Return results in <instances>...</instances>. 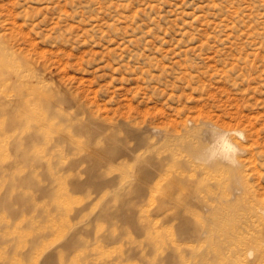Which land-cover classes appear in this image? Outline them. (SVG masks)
<instances>
[{"label":"rangeland","instance_id":"rangeland-1","mask_svg":"<svg viewBox=\"0 0 264 264\" xmlns=\"http://www.w3.org/2000/svg\"><path fill=\"white\" fill-rule=\"evenodd\" d=\"M0 50L73 99L72 119L99 127L88 146L75 139L103 159L71 166L83 152L55 150L38 164V146L28 163L0 153V264H264L234 254L224 235L238 220L237 238L264 250V221L245 215L264 210V0H0ZM213 125L245 131L239 167L186 163L195 129ZM117 149L163 169L142 178L135 158L104 159ZM101 177L112 182L95 190Z\"/></svg>","mask_w":264,"mask_h":264},{"label":"bare ground","instance_id":"bare-ground-1","mask_svg":"<svg viewBox=\"0 0 264 264\" xmlns=\"http://www.w3.org/2000/svg\"><path fill=\"white\" fill-rule=\"evenodd\" d=\"M8 48V47H7ZM13 53V52H12ZM4 53H2V51L0 50V153L4 151V153L6 152L5 150L7 149H12V151H15L18 155V157L14 160V162H23V163H28L31 161H36L37 157L32 156L31 154H28V152L30 151V149H32L35 146H38V164L42 163L43 161V153H49L55 151V150H59V151H63L65 153H71L73 151H78V152H83L81 154H77L76 158L74 156L73 158V163L71 164V166H76L77 164H79L80 162L85 161L89 158V161L91 162L92 165L96 166V167H100L103 164V159L102 157H99V155H97V153H93L92 152L88 155L89 157L84 155V151L85 149V145L80 144L77 142V140L75 139V136L78 135H85L88 137V141L85 143L86 146H88L89 144H91L94 139L99 135V127H96L95 124L92 121L87 120L84 116H81V118L78 119H72L71 114L67 112L68 109L74 107V103H73V99H71L69 96H66L63 94L58 92V88L57 91L53 90L52 92H50L49 90L45 89L44 85H41V83H44V81H47L49 78L45 79L47 77V75L44 78H41V82L39 84V82L37 83H33V79L36 75V70H38V75H40V70L36 69L34 67H31L28 63H26V61L24 60H19L18 57H14L15 59H12L13 56H11L10 58L12 59L11 62L12 63H7L6 59L3 57ZM6 55V54H5ZM10 56V54H9ZM18 58V59H16ZM19 60V61H18ZM9 61V60H8ZM14 67V68H13ZM38 67V66H37ZM42 69V68H41ZM14 70V71H13ZM20 70L22 72H24L22 75L19 73ZM43 72V71H42ZM45 72V70H44ZM47 73V72H46ZM45 73V74H46ZM12 74L13 77L11 78L10 75ZM19 74V75H17ZM43 74V73H42ZM20 76V77H19ZM39 77V76H38ZM38 80V79H35ZM51 80V79H50ZM49 80V81H50ZM53 81V80H51ZM20 82V83H18ZM51 83V82H50ZM16 86L20 87L17 88ZM47 86H50L47 85ZM46 86V87H47ZM12 87H16L14 89V91H16V93H8L10 91V89H12ZM52 87H53V83H52ZM51 87V88H52ZM50 87H48V89H51ZM60 88V87H59ZM56 89V88H55ZM78 109V108H77ZM199 127V126H198ZM197 127V128H198ZM198 133V139L196 142H191V143H187L185 146V148L188 150V152L190 153V159H186V163L195 161L202 153L203 148L211 142V135H210V131L211 129L208 130H201L199 129H195ZM132 132V131H131ZM193 132V133H194ZM128 133V132H127ZM141 134V133H140ZM128 135V134H127ZM193 137V136H192ZM196 137V136H195ZM191 138V137H190ZM188 140V138H186ZM185 140V142H187V140ZM193 141V140H192ZM100 143V142H99ZM98 143V144H99ZM183 144V143H182ZM181 145V144H180ZM182 146V145H181ZM143 147V146H142ZM176 148V147H175ZM36 150V149H35ZM186 150V151H187ZM33 151V150H32ZM184 151V150H183ZM182 151V152H183ZM174 152V151H173ZM1 153V157L2 154ZM36 153V152H35ZM57 153V152H56ZM60 153V152H59ZM116 154H110V156L105 157L104 159H106L109 163H113L114 161H116L117 159H119L120 157L122 158L125 155H129L132 158L133 157L132 153H130V151L126 152V151H120L117 149V151L115 152ZM134 153V152H133ZM165 153V152H164ZM159 154V153H158ZM60 155V154H59ZM87 155V154H86ZM161 155V153H160ZM183 155V154H180ZM7 155L4 156V158ZM0 157V159H1ZM62 157V156H61ZM145 157V156H144ZM177 157V156H176ZM175 157V158H176ZM7 158V157H6ZM60 158V157H59ZM178 158V157H177ZM48 159V157H47ZM136 159V160H135ZM135 162L136 165L138 163L139 168L142 171V178H145L147 180H152L155 177L158 176V171L161 170V168L163 169V164L161 161L157 160V161H153L151 162V164H149L148 161L143 160V159H138L135 158ZM2 160V159H1ZM49 160V159H48ZM3 161V160H2ZM241 161V160H240ZM13 162V160H12ZM13 162V163H14ZM179 162L182 163L183 161L181 159H179ZM184 163V162H183ZM242 163V162H241ZM191 164V163H190ZM220 165H225L222 162H217L214 165H211L209 167H213V166H220ZM243 165H245L243 163ZM201 167V166H200ZM241 167V166H240ZM242 168V167H241ZM167 169V168H166ZM205 168H203L204 170ZM209 172L210 170L207 169ZM235 170V169H234ZM93 171V170H92ZM206 171V170H205ZM237 171V170H235ZM238 172V171H237ZM243 170L240 172L242 173ZM246 172V170H245ZM50 173V172H49ZM130 174H132L130 172ZM214 174H218V173H214ZM239 174V173H238ZM30 175V174H29ZM100 173L99 171L96 172L95 176H99ZM128 175V174H127ZM133 175V174H132ZM132 175H129L132 176ZM172 175V174H171ZM205 175V174H204ZM219 175V174H218ZM231 175V174H230ZM233 175V174H232ZM244 175V174H243ZM246 175V174H245ZM244 175V176H245ZM162 176V175H161ZM164 176L166 177V175L164 174ZM188 176V175H187ZM192 176V174H191ZM202 176V175H201ZM214 176V175H213ZM25 177V176H24ZM22 177L20 179V184L22 183H27V184H35L32 183L33 180L32 177L29 178H24ZM128 177V178H129ZM190 177V175H189ZM203 177V176H202ZM219 177V176H217ZM225 176H223L224 178ZM236 177V176H235ZM127 178V177H126ZM191 178V177H190ZM193 178V176H192ZM204 178V177H203ZM230 178V177H229ZM233 178V177H232ZM100 179H105V180H99L97 183L93 184V187L95 190H100L103 187H106L110 182H112V179H108V178H100ZM125 179V177H124ZM135 179V178H134ZM216 179V178H214ZM218 179V178H217ZM234 179V178H233ZM73 180V179H72ZM164 180L166 181V178H164ZM209 180V178H208ZM246 180H247V176H246ZM126 181V180H125ZM169 181V180H168ZM180 181V180H179ZM217 181V180H216ZM124 182V181H123ZM122 184H125V182ZM170 182V181H169ZM226 182V181H225ZM244 182V181H243ZM248 182V180H247ZM245 181V183H247ZM228 183V182H227ZM244 183V185H245ZM222 185V184H221ZM220 185V186H221ZM224 185V184H223ZM247 185V184H246ZM34 186V185H33ZM77 188H81V184L80 183H76L75 185ZM145 186V185H144ZM226 186V185H225ZM158 187V186H157ZM162 187V186H161ZM160 187V188H161ZM189 187V186H188ZM249 187V185H248ZM232 188V187H230ZM42 190H40V195H45L47 193V190L45 188H41ZM158 189V188H157ZM164 189V188H163ZM253 189V188H252ZM250 189V190H252ZM38 190V189H37ZM156 190V189H153ZM168 190V189H167ZM246 190V189H245ZM254 190V189H253ZM138 194H142L144 192L143 189H141L139 186L137 188ZM184 191H187V189ZM203 191V190H202ZM221 191V190H220ZM162 192V191H161ZM182 192V191H181ZM190 192V190H189ZM208 192V191H207ZM151 193V192H150ZM188 193V192H186ZM185 193V194H186ZM228 193H230L228 191ZM227 193V194H228ZM235 193V192H234ZM166 194V193H165ZM222 194V193H221ZM225 194V193H224ZM224 194H222L224 196ZM231 194V193H230ZM152 195V193H151ZM167 195V194H166ZM195 196V195H194ZM230 196V195H229ZM255 196V195H254ZM254 196H250V197H254ZM12 197V196H10ZM163 197V196H162ZM197 197V196H196ZM246 197V196H243ZM14 202L17 203H22L25 204L26 207L31 208L32 204L30 203L31 198L27 197L26 195L23 194H17L15 197H12ZM191 198V197H190ZM227 198V196H226ZM225 198V199H226ZM231 198V197H229ZM248 198V197H247ZM256 198V197H255ZM254 198V199H255ZM187 199V198H185ZM233 199V198H232ZM248 200H250L248 198ZM257 200V199H256ZM168 201V198H167ZM181 201V200H180ZM185 201V200H184ZM12 202V200H11ZM204 202V201H203ZM167 203V202H165ZM164 203V204H165ZM182 203V202H181ZM216 203V202H215ZM228 203V202H227ZM230 203V202H229ZM168 204V203H167ZM225 204V203H224ZM247 204V203H246ZM245 204V205H246ZM255 204H257L255 202ZM161 205V204H160ZM234 205V204H233ZM251 205V204H250ZM260 205H262L260 203ZM178 206V205H177ZM197 206V205H196ZM195 206V207H196ZM222 206V205H221ZM220 206V207H221ZM10 212L12 214H16L18 213L19 209H17L16 207H12L11 203L9 204ZM224 207V206H223ZM238 207V206H237ZM247 207V206H246ZM204 208V207H203ZM219 208V207H217ZM235 208V207H233ZM239 208V207H238ZM172 209V208H171ZM216 209V208H215ZM221 209V208H219ZM248 209V208H247ZM148 210V208H147ZM256 211H247V215L246 216V221H248V223L250 221H252L253 223V217H256L258 219V221H264V210L262 207H257L255 208ZM181 211V210H180ZM190 212H192L191 210H189ZM227 211V210H226ZM225 211V212H226ZM243 211V210H242ZM233 212V211H232ZM236 212V211H235ZM26 213V212H25ZM193 213V212H192ZM197 214V212H196ZM196 214H193L197 217ZM227 214V213H226ZM241 214V212H240ZM239 214V215H240ZM199 217L200 214H198ZM244 215V217H245ZM249 215V216H248ZM115 216L118 218V212L115 214ZM231 216V214H230ZM195 217V218H196ZM224 217V216H223ZM243 217V218H244ZM226 219H228L227 217H225ZM231 218V217H230ZM225 219V220H226ZM197 220V218L195 219ZM224 221V219H222ZM244 220V219H242ZM198 222H200V220H197ZM245 221V222H246ZM5 222V219H4ZM7 222V221H6ZM5 222V223H6ZM229 222V221H228ZM237 223L230 229H226L224 235L226 236L228 245L232 246V250L234 252V254H238L240 252V254H242L241 252L245 253L246 255H248L249 252H252L253 255L256 254L257 259H262L264 256V250L262 251L260 247V244L258 245H253L251 244L253 242V239L250 237L248 238L247 241H245L244 243L241 242L240 240L242 238H237L238 234L240 236V233L238 232V227L241 226V222L238 220L236 221ZM221 223V222H220ZM219 223V224H220ZM227 223V221H226ZM257 223V222H256ZM186 224V223H185ZM191 224V223H190ZM261 224V223H259ZM247 225V224H246ZM249 225V224H248ZM251 225V223H250ZM256 225V224H255ZM202 226V225H201ZM223 226V225H222ZM244 226V225H243ZM259 226V225H258ZM203 227V226H202ZM226 227V226H224ZM252 227V226H251ZM211 228V227H210ZM221 228V227H220ZM227 228V227H226ZM257 228V227H256ZM238 229V230H237ZM259 229V228H258ZM191 230V229H190ZM189 230V231H190ZM210 230V229H209ZM221 230H223L221 228ZM244 230V229H243ZM247 230L248 227H247ZM254 230V229H253ZM257 230V229H256ZM177 231V230H176ZM193 230H191L192 232ZM197 232V230H195ZM241 231V230H240ZM260 231V230H259ZM190 232V233H191ZM245 232V230H244ZM238 233V234H237ZM247 233V232H246ZM253 233V232H251ZM262 234H264V231H261ZM243 235V234H241ZM256 235V234H255ZM246 236V235H244ZM178 237V236H177ZM241 237V236H240ZM256 237V236H255ZM185 238V237H184ZM246 238V237H245ZM257 238V237H256ZM225 239V240H226ZM240 239V240H239ZM259 239V237H258ZM185 240V239H184ZM236 240V241H235ZM243 240V239H242ZM246 240V239H244ZM183 241V240H182ZM238 243H235L237 242ZM226 241H224V243H227ZM233 242V243H232ZM174 243V242H172ZM220 243V242H219ZM259 243V242H257ZM176 244V243H175ZM185 244V243H184ZM233 244V245H232ZM69 242L66 243L65 246H68ZM174 245V244H173ZM183 245V244H182ZM201 245V244H200ZM199 245V246H200ZM203 245V244H202ZM264 245V244H263ZM185 246V245H184ZM212 247V246H211ZM199 248V247H198ZM213 248V247H212ZM156 249H158L156 247ZM181 249V248H180ZM228 249V248H227ZM225 250V249H224ZM213 251V250H212ZM256 251V253H255ZM222 252V251H221ZM220 252V253H221ZM231 252V251H230ZM226 253V252H225ZM40 254V253H39ZM166 254V253H165ZM41 255V254H40ZM38 255V256H40ZM224 255V254H223ZM253 255L251 256V258L253 257ZM33 256V255H32ZM221 256V255H220ZM225 256V255H224ZM249 256V255H248ZM36 257V254H35ZM46 258V257H45ZM44 258V259H45ZM222 258V256H221ZM250 258V256H249ZM37 259V258H36ZM41 259V258H40ZM47 259V258H46ZM244 259V258H243ZM253 259V258H252ZM60 260V259H59ZM208 260V259H207ZM234 260V259H233ZM43 261V260H42ZM62 261V260H60ZM189 261V260H188ZM220 263V262H219ZM237 264V263H236ZM245 264V263H244ZM259 264V263H258Z\"/></svg>","mask_w":264,"mask_h":264},{"label":"clouds","instance_id":"clouds-1","mask_svg":"<svg viewBox=\"0 0 264 264\" xmlns=\"http://www.w3.org/2000/svg\"><path fill=\"white\" fill-rule=\"evenodd\" d=\"M210 135L212 137L211 142L203 148L195 163L202 166H211L217 162H222L233 168L239 167L245 131L240 129L222 131L213 125ZM248 255L251 257L253 253L249 252Z\"/></svg>","mask_w":264,"mask_h":264}]
</instances>
